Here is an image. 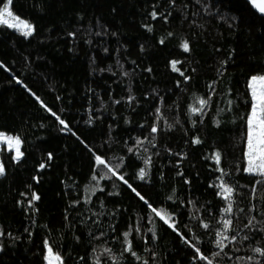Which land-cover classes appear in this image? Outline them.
Here are the masks:
<instances>
[{"label": "trees", "instance_id": "16d2710c", "mask_svg": "<svg viewBox=\"0 0 264 264\" xmlns=\"http://www.w3.org/2000/svg\"><path fill=\"white\" fill-rule=\"evenodd\" d=\"M0 264H264L246 172L264 17L245 0H0ZM158 209L171 215L168 224Z\"/></svg>", "mask_w": 264, "mask_h": 264}, {"label": "rangeland", "instance_id": "374dc122", "mask_svg": "<svg viewBox=\"0 0 264 264\" xmlns=\"http://www.w3.org/2000/svg\"><path fill=\"white\" fill-rule=\"evenodd\" d=\"M7 25L26 34L34 30L33 23L12 13L6 2L0 11V25ZM251 92V108L246 119V172L257 173L264 171V75H254L249 80ZM5 147L12 151L15 159L22 156V141L18 136L0 132V150ZM3 170L0 165V172ZM159 216L168 224H173L171 215L158 209ZM1 249V248H0ZM46 264H62L61 258L49 244H46Z\"/></svg>", "mask_w": 264, "mask_h": 264}, {"label": "water", "instance_id": "95a60500", "mask_svg": "<svg viewBox=\"0 0 264 264\" xmlns=\"http://www.w3.org/2000/svg\"><path fill=\"white\" fill-rule=\"evenodd\" d=\"M250 7L261 17H264V0H245Z\"/></svg>", "mask_w": 264, "mask_h": 264}]
</instances>
